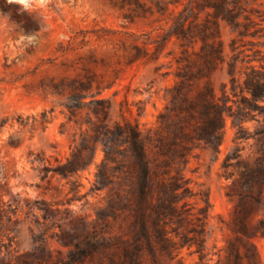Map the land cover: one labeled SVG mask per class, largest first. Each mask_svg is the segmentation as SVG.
Masks as SVG:
<instances>
[{"label":"rangeland","instance_id":"rangeland-1","mask_svg":"<svg viewBox=\"0 0 264 264\" xmlns=\"http://www.w3.org/2000/svg\"><path fill=\"white\" fill-rule=\"evenodd\" d=\"M154 1L0 0V264H77L68 244L93 231L97 213L105 217L112 211L107 189L94 183L104 156L101 144L89 165L71 178L41 172L42 162L30 158L46 157L53 165L55 156L65 159L72 138L91 133L98 117L108 124L128 118L143 129L156 125L166 87L176 79L174 55L180 49L172 39L159 54L149 43L143 55L163 24ZM220 29L229 54L232 33L225 24ZM229 77L226 60L211 72L217 95L230 91ZM80 86L86 102L70 120L66 96ZM90 94L96 100L89 101ZM101 109L105 114L98 116ZM254 124L246 122L250 128ZM234 131L226 116L217 158L197 148L186 171L191 185L204 189L210 201L205 260L234 264L237 256L238 264H250L246 253L252 241L264 264V183L253 187L261 190L259 204L249 197L256 192L239 185L241 166L235 162L252 159L256 145L252 138L242 140L237 150ZM237 152L224 170L225 156ZM236 192L247 195L251 209L242 220L245 230L235 213ZM182 255L187 264H196V253L183 248ZM81 264L117 263L101 255L100 261Z\"/></svg>","mask_w":264,"mask_h":264},{"label":"trees","instance_id":"trees-1","mask_svg":"<svg viewBox=\"0 0 264 264\" xmlns=\"http://www.w3.org/2000/svg\"><path fill=\"white\" fill-rule=\"evenodd\" d=\"M154 4L163 24L156 37L145 44L143 55L149 53V43L153 44L152 53L159 54L172 39L180 49L174 55L176 79L166 87V102L156 125L143 129L128 118L108 124L98 117L91 133L72 138L65 159L55 156L53 165L46 157L30 158L32 163L42 162L41 172L71 178L92 161L96 144L102 146L104 156L94 183L96 189H107L112 211L105 217L97 213L93 231L81 233L77 241L68 244L69 257L77 264L93 258L100 261L101 255L117 264H187L183 248L197 254L196 264H206L210 201L204 189L191 185L186 171L197 148L217 158L226 116L235 128V148L240 150L239 142L252 138L256 154L242 161L236 158L239 152L235 157L228 153L221 166L226 170L236 158L241 166L239 185L256 192L249 197L261 203V190L253 187L264 183V2L155 0ZM221 24L229 26L232 33L229 54ZM225 60L230 91L224 88L217 95L210 75ZM82 90L84 87H75L66 96L70 120L86 102ZM90 96L89 101L96 100ZM99 114L103 116L104 109ZM248 121H255L253 128L246 125ZM235 194L236 217L245 230L242 220L251 209L244 202V192ZM251 244L253 249L246 256L250 264H261ZM234 264H238L237 256Z\"/></svg>","mask_w":264,"mask_h":264}]
</instances>
